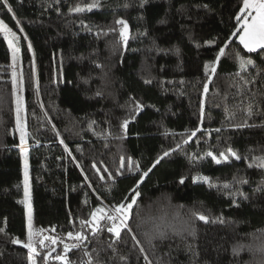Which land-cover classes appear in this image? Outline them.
<instances>
[{"label":"trees","instance_id":"trees-1","mask_svg":"<svg viewBox=\"0 0 264 264\" xmlns=\"http://www.w3.org/2000/svg\"><path fill=\"white\" fill-rule=\"evenodd\" d=\"M93 3L0 0V21L21 34L26 105L22 141L0 33V264H29L31 253L13 243H29L23 155L33 226L88 237L68 252L38 250L36 264H62L56 254L70 264H264V167L253 160L264 156V50L237 40L243 0H98L87 10ZM118 20L127 23V44ZM221 47L216 73L206 72ZM241 59L254 65L242 68ZM229 148L241 159L217 164L206 155ZM165 151L140 183L131 233L113 243L81 224L96 208L124 202ZM122 159L139 171L121 168ZM205 176L208 183L194 179Z\"/></svg>","mask_w":264,"mask_h":264},{"label":"snow or ice","instance_id":"snow-or-ice-1","mask_svg":"<svg viewBox=\"0 0 264 264\" xmlns=\"http://www.w3.org/2000/svg\"><path fill=\"white\" fill-rule=\"evenodd\" d=\"M7 0H5V3ZM98 6V0H94V3L91 5H87V10H91L93 7ZM9 11L12 9L9 8ZM77 12L84 11L85 8L82 7H77L74 9ZM238 22L242 21V28L243 32L239 36L240 43L244 46L245 49H247L249 52H255L257 49L264 50V0H243V6L239 9V15L236 17ZM118 24H121L123 27L120 31V37L123 41L124 44H127L128 40V26L127 23L123 20H118ZM0 30L4 31L5 33H11L12 36H15L14 32H11V29L8 28L7 25L3 23V21H0ZM235 35V33H233ZM7 38V36H6ZM9 46H12V41L9 40ZM30 47V46H29ZM227 47V45H225ZM225 47L219 48V51L215 57V62L212 65H205V70L206 72H210L211 74L216 73V67L215 63L219 62L221 56L225 54ZM19 49L13 48L14 52V58H15V53L18 52ZM241 67L243 68L245 65H254V61L251 59H241ZM150 81H146L148 83ZM208 85L205 84L203 87V91L206 94L208 92ZM135 103V110H139L142 108V105L136 101ZM20 104L19 101L17 102V122L19 123L20 117H19V112H20ZM204 111V102L201 101V113ZM251 110L249 111V115H251ZM129 121L126 119L123 121L121 127L124 129H127ZM219 131V129H217ZM26 133L24 132L23 128L21 129V140H24ZM192 135H195V132L192 133ZM187 143V140L185 141ZM179 147V145H177ZM170 153L169 151H165L163 153V156L158 157L155 162L152 164L151 167H149L146 171H143L142 176L140 179L136 182L135 187L131 189V192L129 195L124 197V202H118L116 205H113L110 211H105L103 207L96 208L93 212H91V220H82L81 224L82 225H89L91 228V232L93 235H95L98 232H103L106 231L107 233L112 234L115 237V241L119 240L121 238V233L123 231H127L131 233L132 229L129 224V220L132 218L133 215V207L138 204V199L142 195V193L139 190L140 183L143 180V177H146L149 172L152 171V168H154L157 164L160 163V160L163 159L164 157L168 156ZM206 155L208 157H211L215 163L220 164L222 161L227 162L229 160V155L237 160L241 159V157L231 148L227 149L225 152H220L218 155H214L212 152H207ZM254 161L258 162V166L264 167V156L260 157H253ZM134 162L129 160L127 162V165H125L124 160H121L120 167L125 168L127 167L128 171H139V165H135L134 169ZM251 166V165H249ZM93 168H96V165H92ZM96 171L99 172L100 169L96 168ZM104 171H107L105 169ZM117 174L122 175L123 173L118 172ZM109 177L113 178L111 173H109ZM100 179L103 180L104 176H100ZM194 179H201L203 182L208 183L209 178L208 177H198ZM242 183H246V181H241ZM180 183H184V178H181ZM229 185L225 184L224 188L227 189ZM239 195L243 196V193H238ZM28 192H27V173L25 174V196L27 197ZM246 198V197H245ZM238 206V205H237ZM197 218L205 223L209 222V218L203 214H198ZM101 221H104V225L101 226ZM221 222H223L221 220ZM29 233H28V239L29 243L25 244L24 247L28 248L31 253L36 254L37 253V248L31 243L32 238H33V233L31 231V215H29ZM54 230V229H53ZM164 234L161 233V236ZM67 236L69 238L74 239L77 241V243L73 244V248H78L80 247L81 242L85 241L88 239V237L83 233V232H77L75 235L73 232H68ZM49 239V238H45ZM133 240H136V237L133 235L132 236ZM19 240H13V243H19ZM51 243L56 244L57 240L55 238H51ZM139 243V241H137ZM44 240L40 241V245L43 246ZM109 247H112V244H109ZM54 250V249H53ZM64 250L65 252L70 251L68 245H64ZM143 251V249H141ZM239 249H234V253H237ZM50 256L51 253H48ZM85 255L90 256V253L85 252ZM30 259V264H35V261L33 260L32 256L29 257ZM55 259L62 261V264H70V261L66 259L65 255H57ZM122 260L126 259V257H121ZM147 259V257H145ZM88 264H92L91 259L88 261Z\"/></svg>","mask_w":264,"mask_h":264},{"label":"rangeland","instance_id":"rangeland-1","mask_svg":"<svg viewBox=\"0 0 264 264\" xmlns=\"http://www.w3.org/2000/svg\"><path fill=\"white\" fill-rule=\"evenodd\" d=\"M239 27H240V30H239L237 40L240 42L239 36L243 32L242 21L239 23ZM11 32H14L15 36H12L11 33H5L4 31L0 30V33L4 36L7 48L10 52L11 79H12V83H13V93H14V103H15V127H14V129L16 132H18V134L21 135V129L23 128V130H24L25 122H26V105H25V100H24L23 90H22V86H23L22 85V72H21L22 65H21V53H20L21 34L19 31L13 30V29L11 30ZM6 36H7V38H6ZM9 40L12 41L11 47L9 46ZM242 47L244 48L243 45H242ZM13 48L19 49V51L15 53V58H14ZM18 101H19L20 108H21V110L19 112V117H20L19 123L17 122V115H18L17 114V102ZM27 146L28 145L26 143L23 145H20V149H26ZM21 166H22V185H23L22 186V197H23V200L25 203L26 227H27V235H28L29 230H30L29 229V215L32 214V211H31L32 209H31V202L29 199V196H30L29 168H28V160H27L26 155H23V157H22ZM26 173H27V192H28L27 197L25 196V174ZM31 231L33 233V236L37 231L34 229V232H33L32 216H31ZM57 255H63V254H56L55 257ZM30 256H32V258L36 264V260L34 258V255L29 254V257ZM29 257H28V262L30 264Z\"/></svg>","mask_w":264,"mask_h":264},{"label":"built area","instance_id":"built-area-1","mask_svg":"<svg viewBox=\"0 0 264 264\" xmlns=\"http://www.w3.org/2000/svg\"><path fill=\"white\" fill-rule=\"evenodd\" d=\"M36 233L34 234L31 243L37 248L38 250L48 249L54 245H65L72 246L73 244L77 243L72 238H69L67 235H58L53 229H46V228H39L34 227ZM34 232V230H33ZM75 235V233H73ZM49 239H45V238ZM51 238H55L57 240L56 244L51 243ZM44 240L43 246L40 245V241ZM82 243V242H81Z\"/></svg>","mask_w":264,"mask_h":264},{"label":"water","instance_id":"water-1","mask_svg":"<svg viewBox=\"0 0 264 264\" xmlns=\"http://www.w3.org/2000/svg\"><path fill=\"white\" fill-rule=\"evenodd\" d=\"M17 240V239H16ZM20 242L19 243H15L16 245H19V246H22V247H24V245L25 244H27L28 242H25V241H21V240H19ZM27 251H29L30 252V250L28 249V248H26V247H24ZM55 250V248H52L51 250H50V252H53L54 250ZM31 253V252H30ZM49 253V252H48ZM47 253V254H48ZM31 254H33V253H31ZM37 254V253H36Z\"/></svg>","mask_w":264,"mask_h":264},{"label":"crops","instance_id":"crops-1","mask_svg":"<svg viewBox=\"0 0 264 264\" xmlns=\"http://www.w3.org/2000/svg\"><path fill=\"white\" fill-rule=\"evenodd\" d=\"M29 199H30V196H29ZM32 229L34 230V226H33V224H32Z\"/></svg>","mask_w":264,"mask_h":264}]
</instances>
